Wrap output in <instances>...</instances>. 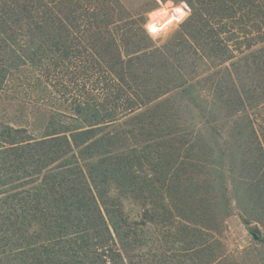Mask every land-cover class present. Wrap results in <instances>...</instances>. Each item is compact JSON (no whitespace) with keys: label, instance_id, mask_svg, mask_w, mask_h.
I'll return each mask as SVG.
<instances>
[{"label":"trees","instance_id":"16d2710c","mask_svg":"<svg viewBox=\"0 0 264 264\" xmlns=\"http://www.w3.org/2000/svg\"><path fill=\"white\" fill-rule=\"evenodd\" d=\"M150 1L0 0V264H225L233 201L264 242V0Z\"/></svg>","mask_w":264,"mask_h":264},{"label":"rangeland","instance_id":"374dc122","mask_svg":"<svg viewBox=\"0 0 264 264\" xmlns=\"http://www.w3.org/2000/svg\"><path fill=\"white\" fill-rule=\"evenodd\" d=\"M127 7L134 11L147 8L150 0H122ZM158 6L151 11L148 15L147 22L159 16H166L173 13L174 9L178 8L184 10V6L188 5L185 0H157ZM190 9V7H189ZM188 12H184L181 19L172 17L165 24H160L164 27V31L158 35L148 34L157 43L166 41L179 27V24L187 17ZM158 20V18H157ZM146 22V23H147ZM18 104L10 102L5 98V92L0 90V121L7 122L18 118ZM241 211L233 201L226 220V227L222 235L218 238L223 243L220 251H223L227 260L225 264H264V242H258L255 240L254 235L249 231L248 226L241 217ZM250 227L260 230L262 236H264V226L254 221L250 224Z\"/></svg>","mask_w":264,"mask_h":264},{"label":"water","instance_id":"95a60500","mask_svg":"<svg viewBox=\"0 0 264 264\" xmlns=\"http://www.w3.org/2000/svg\"><path fill=\"white\" fill-rule=\"evenodd\" d=\"M188 10H190V9H189V6L185 5V6H184V11H185V12H188Z\"/></svg>","mask_w":264,"mask_h":264}]
</instances>
